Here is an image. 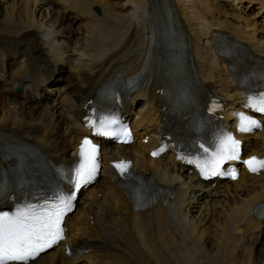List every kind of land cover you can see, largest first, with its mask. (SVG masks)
I'll return each mask as SVG.
<instances>
[{
	"label": "bare ground",
	"instance_id": "6f19581e",
	"mask_svg": "<svg viewBox=\"0 0 264 264\" xmlns=\"http://www.w3.org/2000/svg\"><path fill=\"white\" fill-rule=\"evenodd\" d=\"M70 1V0H69ZM243 1V0H239ZM251 5L256 1L259 9L264 11V0H248ZM91 8L93 3L102 4L104 12L101 16L94 14V20L106 24L105 36H110L109 27L121 16L142 18L143 37L146 38L148 29L165 28L170 22L167 7L173 8L172 18L180 23L191 50L200 58L206 69V78L215 79L216 88L225 93L229 100L237 104L239 93L225 64H221L211 55L209 39L211 30L220 28L225 32L236 34L248 39L255 47L264 51V27H260L245 14L235 16L237 11H230L226 6L215 4V0H82ZM1 3V2H0ZM66 3V5H68ZM4 6V5H3ZM38 11H46V16L37 17ZM151 13L149 17L148 14ZM50 15V17H48ZM0 31L3 36L16 37L24 29L41 28L60 31L56 40L62 42L81 37V24L72 25L71 18L64 15L50 0H13L0 8ZM45 19V20H44ZM145 52L141 53L144 56ZM137 60H132L133 68ZM224 81V82H223ZM222 82V83H221ZM34 105L23 103L16 95L8 94L0 89V127L23 132L30 138L51 149L56 155L64 157V150L72 146L74 135L68 134V128L63 123L59 104L56 102ZM85 130H82L84 132ZM4 135L0 133V141ZM26 142V141H24ZM111 149L117 154H135L141 157L145 165L156 166L165 179L182 180L186 187L179 205L182 222L188 226L195 239V253L176 258H160L150 264H264V218L251 219L241 224L251 203L264 197V174L248 177L245 173L234 182H225L222 188L206 185L197 175L189 174L178 166L167 163L162 158H150L145 155L140 145H105L104 152ZM22 151L10 139L1 151V157L12 155L17 157ZM140 158L136 157V160ZM36 163V160L34 161ZM96 187L92 186L83 196L84 202L94 197ZM199 196L198 203L195 197ZM218 205L219 208H215ZM218 209L219 211H214ZM118 210L110 220L118 224L121 219ZM242 228L236 231L238 226ZM232 230L239 234L230 233ZM67 264L57 259L56 251L50 250L31 264Z\"/></svg>",
	"mask_w": 264,
	"mask_h": 264
},
{
	"label": "snow or ice",
	"instance_id": "6c2138e0",
	"mask_svg": "<svg viewBox=\"0 0 264 264\" xmlns=\"http://www.w3.org/2000/svg\"><path fill=\"white\" fill-rule=\"evenodd\" d=\"M248 101L251 107L264 113V92L258 97H249ZM240 115L242 131H251L253 126H257L256 120ZM89 124L100 135H128L127 129L118 132L111 128V125L116 124L115 119L101 118L99 126L95 121L89 120ZM240 143L231 134L224 136L210 159L196 161L201 174L216 175L226 161L240 159ZM159 151H164V148ZM204 151L207 152V149ZM97 154L98 146L85 137L80 144L79 162L74 169V191L54 194L51 198L44 199L43 203H27L11 213L0 212V264H28V261L34 260L40 253L64 239V218L73 207L75 192L95 178L99 167ZM158 154L159 152H153V155ZM243 162L253 173L264 169V159L253 156ZM115 167L124 174L130 165L120 161ZM2 194L3 188L0 187V195Z\"/></svg>",
	"mask_w": 264,
	"mask_h": 264
},
{
	"label": "rangeland",
	"instance_id": "374dc122",
	"mask_svg": "<svg viewBox=\"0 0 264 264\" xmlns=\"http://www.w3.org/2000/svg\"><path fill=\"white\" fill-rule=\"evenodd\" d=\"M11 1H13V0H0V8H3L4 6H6L9 2H11ZM16 1H23V0H16ZM4 5V6H3ZM231 12H232V10H230ZM41 14L43 15V17L44 16H46V14H47V12L46 11H38V9H36V16L37 17H42L41 16ZM48 17H50V15L48 16ZM45 20V19H44ZM78 24H80V23H77V24H75V26H77ZM45 103H47V102H45ZM38 107H41V104L38 106ZM87 191L88 190H85L84 192H83V194H82V197L87 193ZM196 203H198V202H196ZM215 208H219V207H217V205L215 206ZM214 211H219L218 209H215Z\"/></svg>",
	"mask_w": 264,
	"mask_h": 264
}]
</instances>
